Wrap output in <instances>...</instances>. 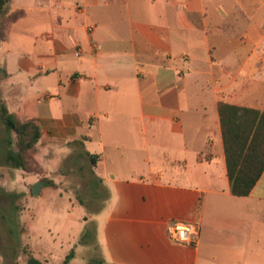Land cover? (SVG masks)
<instances>
[{"label":"crops","instance_id":"obj_1","mask_svg":"<svg viewBox=\"0 0 264 264\" xmlns=\"http://www.w3.org/2000/svg\"><path fill=\"white\" fill-rule=\"evenodd\" d=\"M14 2L2 94L48 156L79 141L97 157L99 264H264V174L231 193L219 114L264 110V0ZM28 17L34 37L12 46ZM174 221L198 223V239L171 241Z\"/></svg>","mask_w":264,"mask_h":264},{"label":"rangeland","instance_id":"obj_2","mask_svg":"<svg viewBox=\"0 0 264 264\" xmlns=\"http://www.w3.org/2000/svg\"><path fill=\"white\" fill-rule=\"evenodd\" d=\"M16 6L12 0L8 13L0 17V41L13 20L21 17ZM26 6L30 7L29 1ZM30 20L28 17L12 29V46L22 38L29 41L34 37L36 27ZM3 70L0 64V76ZM9 136L13 145L8 144ZM10 151H18L16 135L9 134L0 120V264H27L32 251L39 259H49V264H62L72 249L77 253L70 264H99L95 238L89 237L86 244L81 240L87 229L92 230L93 217L105 207L110 193L93 174L82 146L74 144L69 153L50 156L43 149L28 153L27 171L9 163ZM43 180L56 186H44L35 196L33 186ZM44 254L51 257L43 258Z\"/></svg>","mask_w":264,"mask_h":264},{"label":"trees","instance_id":"obj_3","mask_svg":"<svg viewBox=\"0 0 264 264\" xmlns=\"http://www.w3.org/2000/svg\"><path fill=\"white\" fill-rule=\"evenodd\" d=\"M12 0H0V17L8 13V4ZM24 13L21 12L22 17ZM20 17V18H21ZM18 20V19H17ZM13 20V23L17 21ZM3 34L2 39L5 40ZM8 77L3 70L0 76V120L5 125L9 134L16 135V146L18 151H10L8 161L15 168L27 171L26 154L36 152L42 138V131L34 120L23 121L17 114L11 112L3 97L1 84ZM221 129L224 140L225 156L228 169V178L231 193L234 196L245 197L250 195L259 180L264 174V110L240 107L229 103L219 104ZM74 143H80L75 141ZM8 144L13 145L11 136ZM80 146L84 148L82 142ZM85 155L93 168V174L97 177L94 167L97 164V157L85 151ZM100 183L103 180L97 177ZM45 187H55L52 181L43 180ZM103 209L97 211L99 214ZM87 219V218H86ZM92 230H88L82 236L81 242L86 244L89 237H96L97 226L92 223ZM76 256L72 249L66 256L63 264H69ZM27 264H45L30 252Z\"/></svg>","mask_w":264,"mask_h":264},{"label":"built area","instance_id":"obj_4","mask_svg":"<svg viewBox=\"0 0 264 264\" xmlns=\"http://www.w3.org/2000/svg\"><path fill=\"white\" fill-rule=\"evenodd\" d=\"M167 232L171 241L191 245L198 239L200 228L196 222L174 221L168 224Z\"/></svg>","mask_w":264,"mask_h":264},{"label":"water","instance_id":"obj_5","mask_svg":"<svg viewBox=\"0 0 264 264\" xmlns=\"http://www.w3.org/2000/svg\"><path fill=\"white\" fill-rule=\"evenodd\" d=\"M44 186H45V183L43 181H39L35 183L32 189L33 194L35 196H39Z\"/></svg>","mask_w":264,"mask_h":264}]
</instances>
